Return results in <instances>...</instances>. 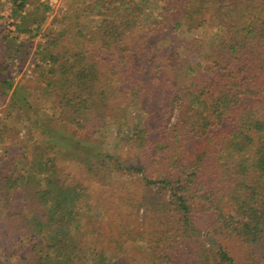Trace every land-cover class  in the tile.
<instances>
[{"label":"trees","instance_id":"1","mask_svg":"<svg viewBox=\"0 0 264 264\" xmlns=\"http://www.w3.org/2000/svg\"><path fill=\"white\" fill-rule=\"evenodd\" d=\"M65 2L68 13L44 32L45 14L50 12L46 5L0 0V47L8 60L24 65L26 49L40 41L32 71L41 99L52 103L55 117L50 123H32L34 133L24 149L29 143L41 150L33 162L19 154L21 163L0 173L3 248L19 251L18 264H102L107 260L98 259L91 236L104 237L109 231L117 259H122L135 240L126 222L115 205L107 207L106 216L97 212L106 205L102 207L95 178L112 171L138 175L143 189L168 197L164 212L170 217L155 231L145 230L139 242L150 253H161L169 232L192 243L210 223L212 228L225 225L244 239L241 264H264V0H181L188 26L197 24L203 31L199 48L211 33L210 60L203 64L202 81L189 78L180 63L171 71L166 68L174 81L169 85L174 93L171 108L179 114L170 130L173 156L162 161L152 158L149 167L130 166L94 145L86 146L52 122L90 132L98 119L96 134L103 136L114 110L102 89L118 81L121 70L134 77L130 59L134 40L129 34L161 25L164 0ZM230 7L246 13L259 28L242 29ZM12 66L5 62L1 66L2 100L13 90ZM107 66L109 74L103 72ZM21 95V89L13 91L14 109L35 113L34 103ZM213 113L217 120L211 122ZM207 126L211 131L204 132ZM134 127L133 132L140 130L139 124ZM37 133L40 139L34 137ZM123 136L125 142L131 140V135ZM4 137L1 129L0 139ZM63 149L81 155L85 169L80 181L64 179L56 158ZM160 215L164 218L163 212ZM92 224L101 230L92 232ZM197 255L196 264H236L222 247L215 253L199 249ZM2 260L0 251V264Z\"/></svg>","mask_w":264,"mask_h":264},{"label":"rangeland","instance_id":"2","mask_svg":"<svg viewBox=\"0 0 264 264\" xmlns=\"http://www.w3.org/2000/svg\"><path fill=\"white\" fill-rule=\"evenodd\" d=\"M35 3H42L50 8L46 15V25L44 32H48L55 19L63 17L68 13V6L65 0H32ZM166 8L165 16L160 19L161 25L151 29H144L137 34L131 31L129 36L134 40L130 53V59L133 60L134 72L132 76L128 72L121 70L120 79L103 87L102 94L106 97L113 110L114 117L106 125V130L102 137L96 134L99 131L101 122L96 121L94 129L88 132H79L71 126L61 123H54L57 129L65 135L72 136L86 146L100 149L104 154L111 155L116 159L130 165H144L149 167L152 158L158 160H168L173 156L172 139L170 130L176 124L179 114L172 111L171 101L173 91L169 85L174 83L172 76L167 77L166 68L171 71L180 63L185 67V73L189 78L202 79L203 64L210 60L209 46L213 43L207 34L204 39V46L199 48L202 37V29L197 24L188 26L186 14L181 0H164ZM45 9V8H44ZM238 18L239 26L242 29L255 30L259 25L255 23L246 13L238 10L236 7H230L229 11ZM193 27V28H192ZM56 28V27H55ZM198 28V29H197ZM13 30V28H11ZM72 36L69 34V37ZM40 41L26 49L22 58L26 61L21 65V61L11 62L4 55L3 48L0 47V71L2 64L7 63L12 66L14 78L13 90L10 97L5 100L0 98V130H5V137L0 139V173L15 168L17 163H21V156L33 162V159L40 154L36 144H28L31 133H34L32 123L37 120L50 123L54 120V112L51 110L52 103L41 99V91L38 90V84L35 81V75L32 71V62L37 54L36 46ZM110 66L103 69L105 74H109ZM125 77L126 79L122 78ZM17 88L22 90V97H29L34 103L35 113L29 112L26 116L25 110L14 109L11 103L13 91ZM58 117V116H57ZM210 121L217 120V114L210 116ZM40 123V122H39ZM37 124V123H36ZM139 124V131L133 132L134 126ZM31 131V132H30ZM211 131L207 126L204 132ZM121 132V137L119 136ZM131 135V140L125 142L126 135ZM40 139V134L34 135ZM56 154L59 168L63 170L64 179L69 182L81 180V170L85 169L80 164V156L76 152L67 150H58ZM21 154L19 158L17 156ZM79 156V157H78ZM83 159V157H82ZM82 166V167H81ZM149 172H152L149 169ZM140 176L124 175L105 171L100 174L96 180V186L103 196L102 207H98L97 212L101 215L107 213L111 205L117 206V213L126 222L128 233L135 239L127 247V251L117 259V248L115 238L106 232L104 237L92 235V247L97 248V257H104L107 262L102 264H196L199 262L197 255L199 249L211 250L216 252L219 248L228 251L231 258L235 259L236 264H241L244 256L245 241L236 236L227 226L211 227L210 223L201 229L200 235L194 240L188 242L182 234L169 232L165 247L158 255L157 252L150 253L139 243L144 238V232L147 229L155 231L159 228V223L167 221L170 217L167 211L164 212L168 204V197L159 196L156 190L149 192L140 186ZM108 207V208H107ZM160 212L164 213V218L160 217ZM214 221L213 216L210 221ZM98 224H92V232L101 230ZM87 243V239L83 240ZM136 248V249H134ZM0 251L3 262L13 259L14 264L19 263L17 249H4L2 238L0 237ZM161 258L162 260H160ZM1 263V264H2Z\"/></svg>","mask_w":264,"mask_h":264}]
</instances>
